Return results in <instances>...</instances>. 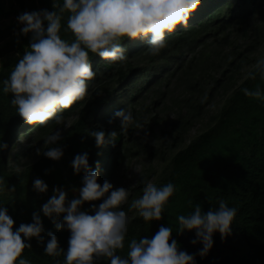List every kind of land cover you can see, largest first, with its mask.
Segmentation results:
<instances>
[{
	"label": "trees",
	"instance_id": "trees-1",
	"mask_svg": "<svg viewBox=\"0 0 264 264\" xmlns=\"http://www.w3.org/2000/svg\"><path fill=\"white\" fill-rule=\"evenodd\" d=\"M52 5L53 0H0V19L25 11H52ZM66 15L60 35L70 41L72 34L64 31ZM165 35L166 47L157 55L145 51V40L127 37L121 41L126 55L122 63H107L90 53L94 75L85 95L62 111L61 126L28 124L10 103L11 93H0V142L7 145L0 150V205L13 219L14 229L32 222L33 212L39 214L44 241L51 231L65 250L68 230H57L40 206L53 195L54 187L69 191L70 199L78 197L83 173L73 172V157L87 152L93 169L99 162L98 183L110 182L121 164L138 159L142 169L137 184L121 205L130 220L118 255L126 256L131 239L150 238L163 225L172 227L171 238L195 256L196 264H264V102L241 91L257 84L264 88L259 75L242 79V69H250L264 55V0H201L187 25H177ZM30 38L31 34L18 32L0 44V82L23 55ZM216 99L220 105L210 113L208 105ZM159 102L163 115L149 116L150 106ZM122 108L133 116L124 134L113 118L114 111ZM64 121L68 128L62 126ZM162 122L161 132L166 136L155 131ZM136 123L147 125L158 141H141ZM56 127L60 128L57 143L63 155L52 160L42 154L47 147L42 139ZM95 130L105 132L100 147L88 135ZM113 130L117 135L109 137ZM37 148L41 149L39 155ZM35 178L48 185L46 192L33 189ZM144 180H152L157 187L168 182L174 185L159 221L145 223L133 215L135 210L128 211L131 200L142 194ZM220 198L236 209L231 233L223 240L214 233L212 248L201 258L196 254L200 243H190L194 232L177 233L175 217L189 213L196 203L207 211ZM101 200L85 202L82 210L93 214L90 205ZM27 243L31 247L22 255L31 264L63 260V251L57 257L44 254L43 242L34 237ZM95 264H107V260L101 258Z\"/></svg>",
	"mask_w": 264,
	"mask_h": 264
},
{
	"label": "clouds",
	"instance_id": "clouds-1",
	"mask_svg": "<svg viewBox=\"0 0 264 264\" xmlns=\"http://www.w3.org/2000/svg\"><path fill=\"white\" fill-rule=\"evenodd\" d=\"M201 0H53V9L25 11L17 16L22 25V34H31L30 43L23 55L11 68L8 77L0 82V93H11L10 103L15 112L28 124L44 127L51 122L62 124V111L73 101L82 98L94 75L90 65V53L98 55L107 63L126 59L121 41L127 37L146 41L145 51L157 55L166 47V33H171L177 25H187L190 14L196 10ZM66 15L64 31L72 34V39L61 37V20ZM242 79L264 80V55L256 59L250 69H242ZM245 96L264 102V88L257 84L253 89L241 88ZM113 118L118 121V129L124 134L133 123V116L126 108L115 110ZM111 123V120L109 121ZM68 128L67 121L63 122ZM140 128L139 123L135 124ZM97 147L105 143L103 130L89 131ZM115 137L117 131L107 134ZM60 128L56 127L43 140L47 146L43 156L59 160L63 155L58 141ZM7 147L0 142V150ZM41 154V149H35ZM71 167L74 173H83L82 186L78 197L67 199L63 188H53L51 195L40 208L57 230L67 229V248L61 250L56 235L44 232L39 214L32 213V222L20 223L13 228V219L7 209L0 205V264H31L22 253L30 248L31 238L43 242V253L57 257L63 251V260L55 264H95L104 258L107 264H196L195 256L179 248L171 238V226H159L150 237L141 236L128 242L126 256L117 254L124 248V239L130 217L121 208L128 199L124 187L113 188L104 180L98 183L99 162L96 169L90 168L88 153L76 154ZM142 194L132 199L128 211L142 218L145 223L159 221L169 198L174 193L171 182L157 187L152 180L142 181ZM32 187L44 193L48 185L39 178L32 180ZM76 190V189H74ZM90 205L93 214L82 210L85 202L101 199ZM236 209L227 206L224 199H218L216 207L207 211L200 203L192 205L187 214H178L177 233L194 232L190 241L200 243L197 253L205 257L213 246V234L220 238L231 233V225Z\"/></svg>",
	"mask_w": 264,
	"mask_h": 264
},
{
	"label": "rangeland",
	"instance_id": "rangeland-1",
	"mask_svg": "<svg viewBox=\"0 0 264 264\" xmlns=\"http://www.w3.org/2000/svg\"><path fill=\"white\" fill-rule=\"evenodd\" d=\"M21 27L22 25L17 21V15H12L9 18L0 19V36L2 37L0 38V44L7 38L20 32L19 29ZM186 55L188 56L189 54L186 53ZM148 102L149 99H147L146 103ZM139 105L140 104H137L136 106ZM219 105L220 103H218L217 99L214 100L210 105H208L210 113L214 111ZM162 108V102H159L154 107L150 106V109L147 113L149 116L154 115L155 113L163 115V111L161 110ZM170 114L172 115L173 113ZM164 125L165 124L162 122L161 124L155 126V131L158 134H161L162 136H166L165 132H161V129L164 128ZM137 133L139 134V138L141 141H145L148 143H156L158 141L157 137L148 129V126L145 124L141 125L140 129L136 132V134ZM141 169L142 164L141 161L138 159H133L129 164L125 162L119 166L117 173L112 177L110 182L114 188L124 187L126 190H128V193L130 194L131 188L137 184V179ZM66 193L67 199H70V192L66 191ZM71 193L74 195L77 194V192L74 191H72Z\"/></svg>",
	"mask_w": 264,
	"mask_h": 264
}]
</instances>
